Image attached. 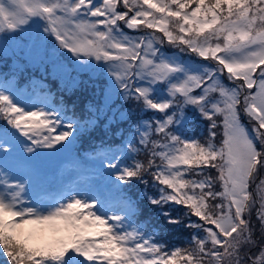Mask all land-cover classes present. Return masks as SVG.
Listing matches in <instances>:
<instances>
[{
    "label": "snow or ice",
    "instance_id": "6c2138e0",
    "mask_svg": "<svg viewBox=\"0 0 264 264\" xmlns=\"http://www.w3.org/2000/svg\"><path fill=\"white\" fill-rule=\"evenodd\" d=\"M32 27L53 53L108 80L92 87L87 115L75 122L61 118L66 108L25 107L12 88L0 90L5 264H264V0H0V34ZM19 60L21 73L44 72L27 81L31 90L51 95L49 76L61 90L89 87L47 51L22 50ZM122 102L159 114L137 122L139 144L101 143L90 157L98 179L83 177L91 187L28 202L39 150L66 149L81 128L131 119ZM189 111L208 122L203 142L185 132ZM133 184L145 185L137 200ZM142 201L156 210L160 233L192 230L186 247L169 248L152 229L128 230Z\"/></svg>",
    "mask_w": 264,
    "mask_h": 264
},
{
    "label": "trees",
    "instance_id": "16d2710c",
    "mask_svg": "<svg viewBox=\"0 0 264 264\" xmlns=\"http://www.w3.org/2000/svg\"><path fill=\"white\" fill-rule=\"evenodd\" d=\"M21 43V37L18 36V34L13 37V39L9 43H2V41H0V45H3L4 48V55L7 60L11 62L12 67L17 66L16 62L17 60L20 61V56L17 53L14 56H10L11 50L15 48L14 45ZM184 59H189V57H185ZM77 64L78 67L82 66L78 62ZM92 65H95V61L92 62ZM11 66L0 69V80L4 79L6 81H12L14 83L16 92H22L24 88L31 91V89L27 87V81L31 78H35L36 80H41L44 78V72H42L39 66H32V69H26L23 71V73L17 71V68L13 69ZM89 69L91 68L85 67L83 69H80V71L85 73ZM46 70H51L50 64L46 66ZM69 73L72 76H76L75 72L71 69H69ZM102 77L104 81L108 80L107 75H102ZM44 82L48 84L51 89V95H47L48 102L57 106L58 109L63 110L64 108H66L67 111L64 112L62 116H64L65 119L73 120L74 122L77 119L87 115L84 109V105L89 100H93V96L90 94L92 93V87H98L95 83H92L86 89L81 88L69 92L67 90H61L60 82L53 80L50 76ZM118 106L122 107V109L131 116V119H124L113 122L110 129L104 123H101L98 127L95 128V130L81 128V131L77 134L78 138H76L74 142L69 144V147H67L66 149L61 150L60 146H57L56 150H42L44 161L46 163L44 167L48 165H56V163L58 162L55 161L65 162L67 160H70L71 162L78 164L81 168H85L91 161L90 157L93 154V149L100 146L101 143H103L105 147H110L111 149L115 150H126L127 141L129 140H135L136 143L139 144V139L136 135V130L138 127L137 122L149 121L150 117L154 120L155 116L159 114L139 111L136 105L132 103L122 102ZM0 124H2V121H0ZM207 125V121L199 117H194L193 119H190L186 122L185 132L189 137L203 142L207 139ZM152 139H157V137L153 135ZM25 155H27V153H25ZM135 158L141 160L142 162L146 160V157L144 155H138ZM33 174H37V176L41 175V169H37L33 172ZM146 179H148L149 183H151V177H146ZM144 191L145 185L133 184L129 188V195L134 200H137L139 199V194L143 193ZM148 191L151 192L152 189L149 187ZM140 208V213L131 215L134 223L140 225L141 228H147L156 231L157 237L160 239V242L166 244L169 248L187 246L192 230H169L160 233L158 228H154V226L157 224L156 210L148 205L146 201H142L140 203ZM168 211L173 213L174 215L177 214L175 206L169 207ZM192 219L195 220L196 218L192 217ZM200 234L203 235V233ZM6 259V257L0 256V264H5Z\"/></svg>",
    "mask_w": 264,
    "mask_h": 264
},
{
    "label": "rangeland",
    "instance_id": "374dc122",
    "mask_svg": "<svg viewBox=\"0 0 264 264\" xmlns=\"http://www.w3.org/2000/svg\"><path fill=\"white\" fill-rule=\"evenodd\" d=\"M39 31H40L41 34H43V30H42V28H41ZM125 31H128V30L125 29ZM25 35H26V37H28V39H29V38H32V43H31V45H30L29 48H32V49H34V48H39L41 54H43V52L47 51V52L49 53V55L51 54V55H50L51 57H53L54 59H58V60H60L62 63L65 64V66L68 67V69L73 70V71L75 72L76 76H78V78L83 79L85 82H88L89 85H91L92 83H95L96 86H98V87H102L101 85H103L104 80H103V77H102V75L99 73L98 70H97V71H93L92 68H91V69H89L87 72L84 73V72L80 71V69L85 68L84 65L78 67V64H77V63H72V64L69 63V61H70L71 59H73V58H71V54L63 53V55H62L61 53L63 52V50H59V49H57L56 52L53 53L52 50H51V48L48 46V44H47L46 41H41V40L38 39V36H37V29H36L35 27H33V28L29 29L28 31H26V32H25ZM0 36L2 37V39L4 40L5 43H9V42L13 39V37H15L16 35L13 36L12 38H8V39H6V38L4 37L3 34H0ZM53 43H54V41H53ZM163 51H164L166 54L171 55L173 52H175V51H177V50L165 46L164 49H163ZM10 56H12V52L10 53ZM185 57L188 58V56H183V58H185ZM192 59H195V57H192ZM4 61H5V60L0 59V65H2V66H4V67L11 66V65H9L8 63H6V62H4ZM22 62H23V61H19V63H22ZM203 63H209V64H210V62H203ZM75 65H76V66H75ZM46 66H47V65H46ZM94 66H95V65H94ZM94 66H93V67H94ZM11 67H12V66H11ZM12 68H13V69H16L17 66H16V67H12ZM26 69H32V66L26 67L24 70H26ZM89 77H91V81H89ZM92 81H94V82H92ZM0 84H1V83H0ZM5 88H12L13 91H14V84H13V82H12V81H6V80H4V82H2V84H1V90H4ZM90 94L92 95V93H90ZM28 95H29V93H26L25 95L17 96L19 102H20L22 105H24L25 107H28V106H26V105L24 104V102L22 101V99H23L24 96L27 97ZM47 104H48V103H47V100H46V95L43 93V94L40 96L39 103L36 104L35 106H36V107H45V106H47V107H56V108L58 109L57 106H54V105H52V104H48V105H47ZM188 117H189L188 120H190V119H193L194 117H198V116H193L192 112L189 111V112H188ZM61 118H62V117H61ZM188 120H187V121H188ZM245 123H246V122H245ZM207 126H208V125H207ZM206 129H208V127H206ZM218 135H219V133H218ZM97 167H98V166H97ZM97 167H94L93 165L89 166V170H88L87 172H85V173H87V174L82 173V172H81L82 170H80V169L77 168V169L74 171V174L71 175V176L76 177L77 180H78V181H77V186L74 187V189H77L78 187H79V188H87V187H91L92 185L86 184V183L84 182L83 177H84V176H89V177H91V179H93V180H97V179H98V176L96 175V169H97ZM114 206H115V205H114ZM125 226L128 228V230L141 228L140 225H137L136 223H134V221L131 219V215H129L128 220L125 221Z\"/></svg>",
    "mask_w": 264,
    "mask_h": 264
}]
</instances>
